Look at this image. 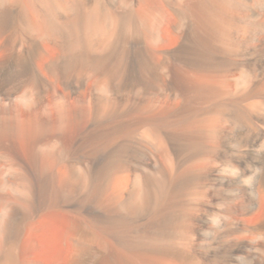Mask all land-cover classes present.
Returning <instances> with one entry per match:
<instances>
[{
  "label": "bare ground",
  "instance_id": "obj_1",
  "mask_svg": "<svg viewBox=\"0 0 264 264\" xmlns=\"http://www.w3.org/2000/svg\"><path fill=\"white\" fill-rule=\"evenodd\" d=\"M0 264H264V0H0Z\"/></svg>",
  "mask_w": 264,
  "mask_h": 264
},
{
  "label": "rangeland",
  "instance_id": "obj_2",
  "mask_svg": "<svg viewBox=\"0 0 264 264\" xmlns=\"http://www.w3.org/2000/svg\"><path fill=\"white\" fill-rule=\"evenodd\" d=\"M252 46V45H251ZM92 82V81H91ZM91 82H89V84L87 85L88 87H87V89H86V93H89V91H91V89H92V86H93V82L91 83ZM50 107H51V105H50ZM52 108V107H51ZM86 161H87V159L86 158H80V164H85L86 163ZM43 218V217H42ZM41 219V218H40ZM248 221H250L251 223L252 222H254V220L253 219H251L250 220V218H248ZM50 225H49V224ZM53 223L52 222H50L49 220H45L44 222H43V224H41V227H42V233H41V236L39 235L38 236V238H39V242H38V248H39V250H38V252L39 251H41V249H42V246L44 245V239H45V237H47L52 231L50 230V227H51V229L53 228L52 225ZM50 226V227H49ZM53 230V229H52ZM28 234V235H27ZM255 236V234H252V233H250V234H247L246 235V237H249V238H252V237H254ZM38 238H37V236H36V234H35V232H33L31 229L30 230H27V233H26V236H25V239L23 240V242H22V251L24 252V250L26 251V252H30L31 250H32V248H33V243L35 242V241H38ZM25 243V244H24ZM27 243V244H26ZM32 243V245H29V244H31ZM24 247V248H23ZM25 252V253H26Z\"/></svg>",
  "mask_w": 264,
  "mask_h": 264
}]
</instances>
